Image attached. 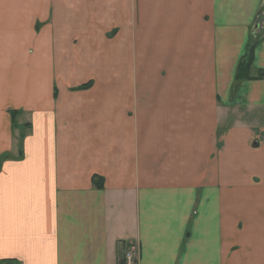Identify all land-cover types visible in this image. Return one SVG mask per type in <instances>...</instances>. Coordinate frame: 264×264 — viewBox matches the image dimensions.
Wrapping results in <instances>:
<instances>
[{
  "label": "crops",
  "instance_id": "crops-1",
  "mask_svg": "<svg viewBox=\"0 0 264 264\" xmlns=\"http://www.w3.org/2000/svg\"><path fill=\"white\" fill-rule=\"evenodd\" d=\"M127 254L264 264V0H0V264Z\"/></svg>",
  "mask_w": 264,
  "mask_h": 264
},
{
  "label": "trees",
  "instance_id": "trees-1",
  "mask_svg": "<svg viewBox=\"0 0 264 264\" xmlns=\"http://www.w3.org/2000/svg\"><path fill=\"white\" fill-rule=\"evenodd\" d=\"M252 58H253V46L249 44L246 48L245 55L241 58L237 66L235 80L239 81V80H247L251 78L250 77V67H251L252 60H253ZM261 75H262V72L260 75H258V77H261ZM89 86L90 84H87V85L80 87L79 89L83 90V89L88 88ZM12 115L14 117V113H12ZM93 184L97 188H101L103 185L102 180L98 177H93Z\"/></svg>",
  "mask_w": 264,
  "mask_h": 264
},
{
  "label": "built area",
  "instance_id": "built-area-1",
  "mask_svg": "<svg viewBox=\"0 0 264 264\" xmlns=\"http://www.w3.org/2000/svg\"><path fill=\"white\" fill-rule=\"evenodd\" d=\"M125 264H133V257H131L130 254L126 255V261Z\"/></svg>",
  "mask_w": 264,
  "mask_h": 264
}]
</instances>
